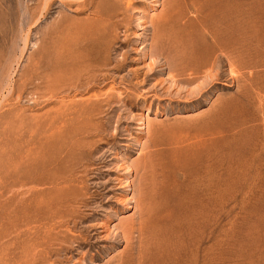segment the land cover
<instances>
[{
	"label": "rangeland",
	"instance_id": "374dc122",
	"mask_svg": "<svg viewBox=\"0 0 264 264\" xmlns=\"http://www.w3.org/2000/svg\"><path fill=\"white\" fill-rule=\"evenodd\" d=\"M0 264H264V0H0Z\"/></svg>",
	"mask_w": 264,
	"mask_h": 264
},
{
	"label": "bare ground",
	"instance_id": "6f19581e",
	"mask_svg": "<svg viewBox=\"0 0 264 264\" xmlns=\"http://www.w3.org/2000/svg\"><path fill=\"white\" fill-rule=\"evenodd\" d=\"M165 19V18H164ZM158 52V51H157ZM226 56V55H225ZM230 62V61H229ZM231 63V62H230ZM200 69H204L203 67H200L199 68V71L198 72H196V71H194V70H184V71H181L180 72V74H179V76H184L185 74H186V72H189V71H193L194 73H196V74H199L200 73ZM179 80V79H178ZM175 81H176V79H175ZM136 228V227H135ZM124 236V235H123ZM125 237H126V235H125ZM127 238V237H126Z\"/></svg>",
	"mask_w": 264,
	"mask_h": 264
}]
</instances>
